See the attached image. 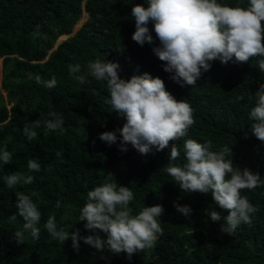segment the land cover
Returning a JSON list of instances; mask_svg holds the SVG:
<instances>
[{
	"label": "trees",
	"instance_id": "trees-1",
	"mask_svg": "<svg viewBox=\"0 0 264 264\" xmlns=\"http://www.w3.org/2000/svg\"><path fill=\"white\" fill-rule=\"evenodd\" d=\"M146 2L0 0V147L6 146L13 154L11 164L0 166V264H264V185L241 190L259 210L253 222L241 223L232 237L221 232L223 220L213 222L209 216L212 210L222 217L228 215L213 202L211 193L185 192L165 171L169 163L185 162L183 144L195 139L211 142L214 151L228 145L235 167H248L264 179V142L252 134L248 118L256 91L264 83V72L258 67L264 56L243 64L212 61L197 85L182 87L163 70L164 62L154 55L153 45L140 46L132 40L131 8L135 3L146 7ZM218 2L247 7L249 0ZM84 12L87 19L74 30ZM37 25L39 35L34 34ZM148 27L158 45L154 26ZM62 35L67 38L55 47ZM96 59L118 62L124 79L144 72L159 76L177 100L190 104L195 123L174 142L181 152L178 160L168 161L172 142L163 151L153 149L142 155L130 143L122 145L119 132L111 145L99 138L105 131L122 127L125 120L106 103V81L87 75L88 83L80 85L69 74L72 64H80V74H86L88 63ZM36 75L45 81L54 76L57 86L43 87L35 81ZM50 112L63 117V131L44 126L52 119ZM36 121L41 127L35 128L37 138L29 142L23 128ZM32 158L38 159L39 172L28 170L27 161ZM13 172L31 175L34 181L9 189L3 177ZM106 172L113 173L118 186L133 191L130 207L134 214L144 206L164 208L158 218L163 235L153 248L133 254L130 260L126 253L107 249L103 251L107 259H102L101 252L83 240L77 252L71 238L61 244L44 228L49 215H54L58 228L69 232L79 228L81 236L93 234L78 218L88 191L105 182ZM16 191L30 195L42 214L38 240L26 233L25 242L18 244L12 237L24 223L16 209ZM57 200L61 201L59 209ZM174 204L190 206V216L179 213ZM14 214L15 221L10 219Z\"/></svg>",
	"mask_w": 264,
	"mask_h": 264
},
{
	"label": "clouds",
	"instance_id": "clouds-1",
	"mask_svg": "<svg viewBox=\"0 0 264 264\" xmlns=\"http://www.w3.org/2000/svg\"><path fill=\"white\" fill-rule=\"evenodd\" d=\"M146 3V7L135 3L131 8L135 20L132 40L140 46L146 42L153 45L154 55L164 62L163 70L182 87L197 85L202 73L211 69L212 61L243 64L253 57L264 56V0H249L247 7L222 4L218 0H147ZM150 23L154 26L158 45L148 27ZM34 34H40L39 25ZM63 36L67 38V35L60 38ZM58 40L55 47L61 43ZM258 67L264 72V60L259 61ZM81 71L80 64L69 65V74L80 85L88 83L87 75L106 81L109 93L106 103L125 120L122 127L101 133L99 138L102 141L109 145L115 143L119 132L122 145L130 143L142 155L152 153L153 149L163 151L172 142L168 161L179 159L181 152L174 142L184 137L195 123L193 109L185 100H177L166 89L163 79L148 72L124 79L119 75L118 62L100 59L88 63L86 74H80ZM34 79L48 89L57 86L54 76L47 81L39 75ZM240 99L242 97H237ZM49 116L52 119L46 120L44 126L50 131H63V117L56 112H50ZM248 118L252 134L264 142V83L256 91V103ZM39 127L40 121L33 126H24L23 134L29 142L37 138L35 128ZM121 150L126 151V148L121 147ZM183 152L185 162L182 165L169 163L165 167L166 173L185 192L211 193L213 202L228 211V215L222 217L220 212L212 210L211 220H223L221 232L234 237L238 226L241 223L250 225L259 210L241 195V190H254L264 185V179L259 172L248 167H235L228 145L214 151L211 142L187 139ZM12 160L13 154L6 146L0 147V166L11 164ZM27 167L30 172L41 169L37 158L29 159ZM3 179L9 189L34 181L33 176L20 172H13ZM115 181L113 173L106 172L105 182L87 193V202L81 208L78 220L84 221L85 229L93 234L81 236L79 228L72 232L58 228L54 215H49L44 228L61 244L71 238L72 247L77 252L83 240L100 251L102 259H107L103 256L105 249L113 254L126 253L130 260L133 254L153 248L163 235L158 220L164 214L163 206H144L134 214L130 207L134 200L133 191L127 186H118ZM15 195L16 209L24 223L22 229L14 232L13 239L18 244L24 243L27 233L33 240H38L41 229L37 225L42 214L37 204L22 191H16ZM174 206L185 217L192 212L188 205ZM55 207L59 209L61 201L57 200ZM10 219L15 221L16 215Z\"/></svg>",
	"mask_w": 264,
	"mask_h": 264
},
{
	"label": "rangeland",
	"instance_id": "rangeland-1",
	"mask_svg": "<svg viewBox=\"0 0 264 264\" xmlns=\"http://www.w3.org/2000/svg\"><path fill=\"white\" fill-rule=\"evenodd\" d=\"M87 17H88L87 14L84 12L83 13V16L81 17V19L79 20V22L75 25V28L74 29L75 30H78L81 27V25L83 24V22L87 19ZM65 38H66V36H63V37L59 38L58 43L61 42ZM1 79H2V75H0V80ZM3 94H4V97H5L4 99H6V92L3 91Z\"/></svg>",
	"mask_w": 264,
	"mask_h": 264
}]
</instances>
